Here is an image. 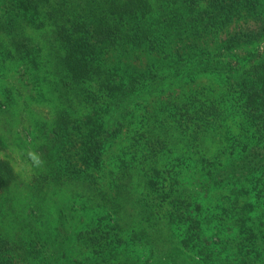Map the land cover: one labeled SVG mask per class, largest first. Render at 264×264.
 <instances>
[{"label":"trees","instance_id":"1","mask_svg":"<svg viewBox=\"0 0 264 264\" xmlns=\"http://www.w3.org/2000/svg\"><path fill=\"white\" fill-rule=\"evenodd\" d=\"M236 22L248 26L237 27L216 50L203 43ZM262 43L264 0H0V70L20 74L27 90L48 84L59 106L40 132L44 165L33 197L68 190L115 217L112 226L80 231L59 248L55 264L140 263L119 252L127 242L149 248L142 264H264ZM125 49L167 62L143 69L107 65L111 51ZM211 76L217 84L187 101L170 92L165 103L174 107L173 118L162 112L148 125L141 157L120 166L115 194L107 197L91 172L101 169L104 147L135 108L163 93L167 79L174 85L181 77ZM225 102L239 104L237 131L224 117ZM182 160L193 161L202 176L201 194L182 181ZM13 175L0 160V194ZM11 234L0 224V264L54 262L44 256L40 232L28 240Z\"/></svg>","mask_w":264,"mask_h":264},{"label":"rangeland","instance_id":"2","mask_svg":"<svg viewBox=\"0 0 264 264\" xmlns=\"http://www.w3.org/2000/svg\"><path fill=\"white\" fill-rule=\"evenodd\" d=\"M247 26L242 25L241 22H236L216 37L204 40L203 43L210 50H216L218 45L221 46L223 40L229 38L238 29L237 27L244 28ZM258 48L264 55V43ZM125 50L126 53L117 50L111 51L105 57L107 65L110 67L119 64L129 65L136 69H143L147 65L167 62L164 61L163 56L156 55V53L147 55L148 53L142 54L139 50ZM0 73H4L3 75L0 74V106L4 105L5 107L3 112H0V135L3 138V143L0 145V160H7L14 174L10 189L6 193L0 194L2 195L0 196V209L4 212L2 219L0 216V224L10 234L12 233L11 237L15 235L26 240L34 239L35 232H40L37 238H40V241L44 243V256H52L54 262L51 261V264H55L61 255L58 253L59 248H64L66 244L71 242L73 244L80 231L100 223H104L107 227L112 226L115 217L105 209L89 208L84 199L73 198L68 190H52L42 199L33 197L32 189L39 187L42 181L38 178L39 167L33 165L28 154L31 152L39 153L37 148L41 140L40 132L50 128L52 118L59 106L58 103L56 106V100L50 94L48 84L39 83L37 91L30 87L27 90L29 82H25L20 74L13 75V70L10 69L6 72L0 70ZM176 83L170 85V79L163 81L160 84L164 86L163 93L158 90L156 94L148 97L135 108V115L128 117L120 133L104 147L102 151L103 166L99 171L90 172L97 178V187L107 197H113L115 194L113 182L120 166L129 161L136 162L141 157L142 140L148 125L154 119L160 118L158 116L162 112L173 118L174 107H171V103H165L170 92L173 91L181 96L180 100L187 101L189 96L198 94L200 88L217 84V81L213 76L204 78L181 77V81ZM162 103H164L163 107L161 106ZM223 110L225 119L229 121L228 125L232 129L237 126V131L242 119L239 104L227 105L225 102ZM217 147L219 145L214 146L213 149ZM73 152L71 151V153ZM59 155L61 157L66 156L72 163L75 162V159H72L67 153H59ZM168 161L173 163L174 159L169 158ZM180 162L184 163L182 168H179L182 181L194 183L198 191L196 193L201 194L203 190H200L198 184L202 181V176L199 175L195 164L188 160ZM200 194L197 195L199 200L197 202H200L203 205L202 209H204L206 202H203L204 197ZM34 207L39 209L36 216H33L32 212ZM48 242L50 244H47ZM119 252L136 259L140 262L138 264H142L151 257L148 247L131 242L122 245ZM135 263L137 264V262Z\"/></svg>","mask_w":264,"mask_h":264},{"label":"clouds","instance_id":"3","mask_svg":"<svg viewBox=\"0 0 264 264\" xmlns=\"http://www.w3.org/2000/svg\"><path fill=\"white\" fill-rule=\"evenodd\" d=\"M28 155H29V159L31 160V162L35 167H42L44 165V160L40 154L31 152Z\"/></svg>","mask_w":264,"mask_h":264}]
</instances>
